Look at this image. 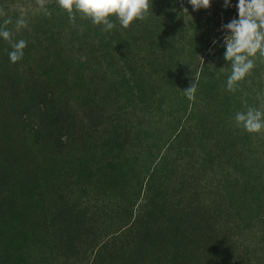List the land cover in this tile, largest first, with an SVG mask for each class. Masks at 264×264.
Returning <instances> with one entry per match:
<instances>
[{"label": "rangeland", "instance_id": "rangeland-1", "mask_svg": "<svg viewBox=\"0 0 264 264\" xmlns=\"http://www.w3.org/2000/svg\"><path fill=\"white\" fill-rule=\"evenodd\" d=\"M238 4L150 0L146 20L102 31L58 0H0V27L27 42L13 66L0 37V264H264V132L233 119L264 111V59L228 91ZM56 116L50 148L32 126Z\"/></svg>", "mask_w": 264, "mask_h": 264}, {"label": "clouds", "instance_id": "clouds-1", "mask_svg": "<svg viewBox=\"0 0 264 264\" xmlns=\"http://www.w3.org/2000/svg\"><path fill=\"white\" fill-rule=\"evenodd\" d=\"M189 2L196 10L209 8L211 5V0H189ZM58 3L67 11L70 23L75 24L76 14L79 13L81 19H91L94 25H103L102 31H109L115 27L113 19L119 20L124 28H128L136 20H146L152 11L150 0H58ZM228 6L230 0H225V7ZM238 12V20L233 19L222 26L231 32V35L224 37L226 45L224 58L231 66L227 89L232 93L238 90L240 82L254 69L256 59H264V0H239ZM47 14L51 15V13ZM0 15H3L2 11ZM11 23V18L3 20L0 37L11 43L13 50L8 52V56L15 64L23 59L27 42L12 41V32L6 27ZM26 23L23 18L17 19L16 31ZM198 79L197 77L190 87L183 90L189 100L194 99ZM245 106L246 111L235 113L233 117L235 126L249 134L264 132V111L247 104Z\"/></svg>", "mask_w": 264, "mask_h": 264}, {"label": "trees", "instance_id": "trees-1", "mask_svg": "<svg viewBox=\"0 0 264 264\" xmlns=\"http://www.w3.org/2000/svg\"><path fill=\"white\" fill-rule=\"evenodd\" d=\"M48 23H51V22H48ZM32 25L34 26V28H32V30H30V31H28L27 30V32H26V34L27 35H29L28 37H29V39L30 38H32L33 37V34H38V33H40V31H42L41 30V28H42V25L37 21V22H34V23H32ZM29 26V25H28ZM43 32V31H42ZM35 38H36V36H34ZM52 50H54V48H52L50 45L48 46V52L50 53H52ZM18 64H20L21 65V63H20V61H18L17 62ZM10 64H13L12 62L10 63ZM16 64V63H15ZM15 64H13V66H16ZM17 64V65H18ZM15 67H13V69L11 70L9 67H7V72H8V74H9V71H11V73H15V72H19L20 70L19 69H14ZM175 71H177V75H178V73H179V70H174V73H175ZM10 73V74H11ZM3 74H4V72H3ZM2 73H1V75H3ZM5 75V74H4ZM4 75H3V77H4ZM176 75V76H177ZM176 79V77L172 80V81H174L175 83H178V81H176L175 80ZM178 79V78H177ZM40 80H42V78L40 77ZM15 87H17V86H15ZM48 100V99H47ZM48 101H45V107H44V105H42L43 106V109L45 108V110L47 111V109H48ZM45 110H43V112H45ZM48 118H49V120H53L52 118H53V115L52 114H50L49 116H48ZM55 126H54V128H51V126H50V124L49 123H47L46 125H34V126H32V129L34 130V133L35 134H37L38 136H36V138H37V141L39 142V143H41V142H44V140H45V144L46 145H49V147L50 148H52V147H54L55 146V144H54V142L56 141H58L59 142V144H63V143H65V141L63 140V139H60L59 138V132L60 131H57L58 129H61V127H63V128H66V127H64L65 126V124L64 125H60V127L59 126H57V123H59L60 122V120H59V117L58 116H56L55 117ZM50 122V121H49ZM41 128H40V127ZM67 126V125H66ZM58 128V129H57ZM73 133V129H72V131H67L66 132V134L67 135H70V134H72ZM38 137H39V139H38ZM36 141V140H35ZM37 141H36V143H37ZM2 156H3V153H2ZM60 159H62V158H60ZM55 160H58V159H56V157H55ZM29 190H30V188H27V189H25L24 191H22L21 192V198H20V200L22 201V202H19V203H17V206H18V208L19 209H28V207H29V202H30V200L28 199V197H29ZM20 192V191H19ZM39 192H37V194H38ZM26 194V195H25ZM36 194V195H37ZM150 219H151V221H152V219H153V216L151 215L150 216Z\"/></svg>", "mask_w": 264, "mask_h": 264}]
</instances>
